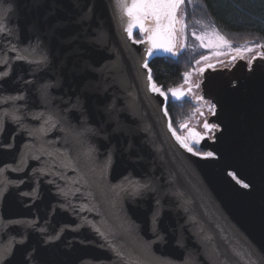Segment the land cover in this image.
Instances as JSON below:
<instances>
[{"label": "water", "instance_id": "95a60500", "mask_svg": "<svg viewBox=\"0 0 264 264\" xmlns=\"http://www.w3.org/2000/svg\"><path fill=\"white\" fill-rule=\"evenodd\" d=\"M130 3L0 0V264H264V48L198 68L193 144L143 67L179 51L134 44Z\"/></svg>", "mask_w": 264, "mask_h": 264}, {"label": "snow or ice", "instance_id": "6c2138e0", "mask_svg": "<svg viewBox=\"0 0 264 264\" xmlns=\"http://www.w3.org/2000/svg\"><path fill=\"white\" fill-rule=\"evenodd\" d=\"M182 3L183 0H131L130 4L124 5V10L129 18L127 27L125 28L128 38L134 44L148 45L146 49L148 56L154 55L155 51H163L171 55H176L177 53L174 51L176 45L173 42V35L175 33L174 26L177 23V10L179 5ZM149 18L153 22L151 25L146 24V21ZM134 29H138L139 33L141 34L148 33L147 40H136L134 38ZM197 39L202 38L197 37ZM143 67L148 69V63L145 62ZM201 72H203V69H201ZM4 75L6 77L7 73L5 72ZM147 78L149 81H152L151 71L148 72ZM151 90L158 93L161 97H164L165 100L168 99L166 93L161 91V89L157 87L155 83L151 84ZM171 94L172 97L176 99H179L181 96V94L176 90H172ZM209 110L214 112L213 106L209 105ZM9 124H13V121L5 120L0 122V137L3 136V133ZM13 126L15 127V124H13ZM214 127V125H210L208 123L204 124L205 130L209 132H211ZM173 135H175V132H173ZM193 135L196 138L192 141V143L199 144L200 140L203 138L202 134L193 132ZM13 139L14 135L10 136L8 139V144L0 146V151H11L12 149L9 147V145H11ZM176 139L189 153H192L193 155H199V151H194L193 147L187 143L186 139H182L179 136H177ZM207 155L211 156L212 153H208ZM229 175L232 176L234 180H236L237 184L242 182L241 179H238L232 173H229ZM242 186L244 188H248L249 184L243 183ZM20 194L25 197H35V191L21 192ZM41 231H43V229H41Z\"/></svg>", "mask_w": 264, "mask_h": 264}, {"label": "trees", "instance_id": "16d2710c", "mask_svg": "<svg viewBox=\"0 0 264 264\" xmlns=\"http://www.w3.org/2000/svg\"><path fill=\"white\" fill-rule=\"evenodd\" d=\"M196 1L219 31L231 36H251L264 46V0ZM134 38L139 39L137 33ZM180 56L175 59L156 57L150 61L152 79L162 90L181 81L183 66L189 68V60L184 64ZM169 106H166V111L170 118Z\"/></svg>", "mask_w": 264, "mask_h": 264}, {"label": "rangeland", "instance_id": "374dc122", "mask_svg": "<svg viewBox=\"0 0 264 264\" xmlns=\"http://www.w3.org/2000/svg\"><path fill=\"white\" fill-rule=\"evenodd\" d=\"M180 13L187 15L182 23V28L184 29L182 48L184 53L180 54V59L184 64L186 60H189V68L182 67L184 76L189 78V80L195 79L197 74L195 73V68L197 66L199 67L207 61L215 60L218 55H225L224 57H226L233 53H243L247 49L255 50L262 47V43L254 37L231 36L219 31L207 15L204 14L196 0H183ZM187 37L189 41H187ZM197 37L202 39H197ZM218 58H223V56ZM192 63L193 65H191ZM194 110V106H179L175 110V118L170 115V122L174 130L178 123L177 119L182 117L180 114L192 113Z\"/></svg>", "mask_w": 264, "mask_h": 264}, {"label": "flooded vegetation", "instance_id": "af4514ba", "mask_svg": "<svg viewBox=\"0 0 264 264\" xmlns=\"http://www.w3.org/2000/svg\"><path fill=\"white\" fill-rule=\"evenodd\" d=\"M187 14V13H186ZM187 17V15L180 13L179 15V33L177 35V39L175 40L176 43V47L178 49V53L179 55L182 53H184V49L182 48V41H184L183 37H184V29L182 28V23L183 20ZM187 41L188 37H187ZM258 53V49H247L245 51H243V57L245 60H248L251 56L255 55ZM178 55V56H179ZM218 55V54H215ZM214 55V56H215ZM223 56V58H218L217 57H221ZM225 55H218L216 56L215 60H211V61H220V60H224L227 57H229L230 55L224 57ZM210 61V62H211ZM208 62V61H207ZM202 66V65H201ZM200 67V66H199ZM198 66L195 68V73L198 72ZM179 88L182 92L181 97L182 99L178 102H172L170 100V97L168 96V91L171 88ZM166 95L168 96L167 99V105L169 106L170 109V115L173 116L175 118V110L179 107V106H186V105H190V106H194L195 110L192 113H184V114H180L182 115V117L178 120V123L176 125V129L175 131L179 134V135H184L186 133V131L188 129H194L196 130L198 133L200 134H205L206 130L204 128V124L208 123L209 121V117L212 114V111L209 110V105H211L208 101H206L203 97H202V93H201V89L199 86V82H198V75L196 74V77L194 80H189V78L183 76V78L181 79V81L179 83H177L175 86L166 88L165 90H163ZM166 105V106H167ZM212 106V105H211ZM209 135L211 132H207ZM197 151V150H195ZM199 154H202L199 151Z\"/></svg>", "mask_w": 264, "mask_h": 264}]
</instances>
